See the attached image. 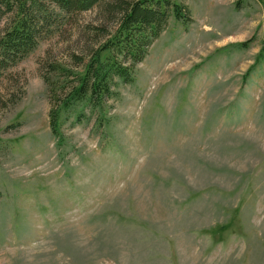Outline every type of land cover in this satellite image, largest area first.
Wrapping results in <instances>:
<instances>
[{"label": "rangeland", "instance_id": "obj_1", "mask_svg": "<svg viewBox=\"0 0 264 264\" xmlns=\"http://www.w3.org/2000/svg\"><path fill=\"white\" fill-rule=\"evenodd\" d=\"M182 1L191 23L170 17L59 136L51 102L102 40L98 8L3 71L0 264H264V0Z\"/></svg>", "mask_w": 264, "mask_h": 264}, {"label": "trees", "instance_id": "obj_2", "mask_svg": "<svg viewBox=\"0 0 264 264\" xmlns=\"http://www.w3.org/2000/svg\"><path fill=\"white\" fill-rule=\"evenodd\" d=\"M95 7L106 22L96 27L102 40L98 39L77 73V83L63 98L51 102L50 127L55 136L60 135L62 111L76 105L103 108L118 94L116 79L124 83L134 80L136 65L170 17L183 26L192 21L190 9L182 0H0V77L28 56L44 34L65 24V19ZM109 22L114 23V29H108ZM258 55L256 59L262 60L264 49Z\"/></svg>", "mask_w": 264, "mask_h": 264}]
</instances>
